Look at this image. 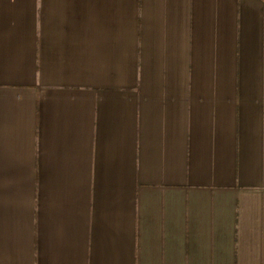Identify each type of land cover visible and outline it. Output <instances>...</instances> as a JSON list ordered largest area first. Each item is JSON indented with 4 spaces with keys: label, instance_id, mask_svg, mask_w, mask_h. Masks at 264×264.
<instances>
[{
    "label": "crops",
    "instance_id": "1",
    "mask_svg": "<svg viewBox=\"0 0 264 264\" xmlns=\"http://www.w3.org/2000/svg\"><path fill=\"white\" fill-rule=\"evenodd\" d=\"M0 264H264V0H0Z\"/></svg>",
    "mask_w": 264,
    "mask_h": 264
}]
</instances>
